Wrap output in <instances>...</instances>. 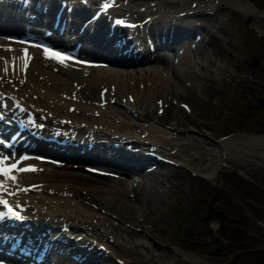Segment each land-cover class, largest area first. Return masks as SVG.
Listing matches in <instances>:
<instances>
[{"label":"bare ground","instance_id":"1","mask_svg":"<svg viewBox=\"0 0 264 264\" xmlns=\"http://www.w3.org/2000/svg\"><path fill=\"white\" fill-rule=\"evenodd\" d=\"M105 1L110 2L109 6L95 16ZM185 1L0 0V133L6 132L12 122L22 121L26 139L17 142L15 156L20 160L15 164L17 168L35 169L14 170L10 175L15 180L0 175L1 199L16 203L23 215L17 223L5 217L0 222V238L4 250L10 249L9 255L48 242L45 264H115L117 259L102 250L101 243L110 250L116 243L125 251L139 250L146 263H152L153 256L148 252L145 255L147 238L126 228L112 227L116 224L115 211L98 192L117 186L77 184L71 179L74 172L58 173L53 166H45L44 161L69 157L77 163L88 159L105 167L112 165L118 172L128 169L132 175L128 187H144L156 167L151 161L142 169L130 164L141 162L128 153L144 155L145 150L168 157L167 163L188 164L198 172L213 174L222 158L203 167L191 162L187 153L177 154L173 146L190 145L193 132L180 133L175 126L145 120L140 90L136 88L153 81L167 92L175 85L173 74L184 79L190 70L200 69L202 61L191 49L204 40L205 31L189 18L214 6L215 0H198V7L186 5ZM227 1L241 11L258 13L249 1ZM63 3L61 19H56ZM122 14L135 20L134 34L127 37H121L118 29L110 31L109 23L104 26L105 19L110 22ZM41 38L55 39L63 46V52L49 50L46 54L39 42ZM78 41L82 48L76 52ZM52 53L66 59L60 62ZM127 83L135 86L127 87ZM93 85L97 92L92 90ZM199 141L208 144L206 140ZM240 141L264 146V134L237 133L221 145L238 146L235 144L241 145L237 143ZM126 142L140 150H126L122 147ZM194 146L196 153L203 148L196 143ZM56 148L64 149V153H56ZM218 152L222 157L223 152ZM2 153L9 161L15 157L9 149ZM42 154L45 159L39 156ZM55 175L61 178H54ZM82 190L91 197H84ZM185 254L201 264H212ZM26 258L23 253L14 264H28ZM5 264H11L10 260Z\"/></svg>","mask_w":264,"mask_h":264},{"label":"rangeland","instance_id":"2","mask_svg":"<svg viewBox=\"0 0 264 264\" xmlns=\"http://www.w3.org/2000/svg\"><path fill=\"white\" fill-rule=\"evenodd\" d=\"M246 1L264 10V0ZM185 4L199 5L198 0ZM189 19L205 31L204 40L191 49L202 61L200 69L190 70L184 79L173 74L176 86L167 92L153 81L136 88L145 120L175 126L180 133L193 132L190 145L173 146L177 154L187 153L191 162L203 167L222 158L213 174H203L183 163L160 164L153 168L144 187H128L132 176L128 169L127 174L97 172L89 167L94 163L56 158L45 160L44 165L53 166L58 173L74 172L71 179L77 184L117 186L98 192L115 211L112 227L147 238L145 255L150 253L154 264H201L185 253L212 264H264V259H258L264 255V146L240 141L241 145H235L244 148H223L210 138L237 131L264 133V14L241 11L227 0H215L214 6ZM92 90L97 92V86ZM195 143L203 146L197 153ZM55 150L64 153V149ZM128 154L139 162L148 160L143 154ZM81 193L91 197L86 190ZM91 204L98 206L96 201ZM101 209L106 210L105 206ZM101 244L102 250L117 259L115 264H150L139 250L125 251L116 243L110 250ZM251 246L258 249L244 248Z\"/></svg>","mask_w":264,"mask_h":264},{"label":"snow or ice","instance_id":"3","mask_svg":"<svg viewBox=\"0 0 264 264\" xmlns=\"http://www.w3.org/2000/svg\"><path fill=\"white\" fill-rule=\"evenodd\" d=\"M118 23H119V21H118ZM44 51H45L46 54L49 52L48 49H45ZM25 55H27L26 52H25ZM52 56H53V58H56V59L60 60V62H63L66 59L65 57L60 56L58 53H52ZM0 165H3V161H0ZM14 170H17V171H31V170H35V169L17 168L16 164L11 165L10 167H2V166H0V175H3V176H5L8 179L15 180V176L10 175ZM0 203H3V204H5V206H7V201L0 200ZM9 211L11 212L12 209H9Z\"/></svg>","mask_w":264,"mask_h":264},{"label":"water","instance_id":"4","mask_svg":"<svg viewBox=\"0 0 264 264\" xmlns=\"http://www.w3.org/2000/svg\"><path fill=\"white\" fill-rule=\"evenodd\" d=\"M256 9V8H255ZM256 11L258 12H262L264 14V10H258L256 9ZM237 133H243V134H249V135H261V134H264V133H261V134H256L255 132H245V131H237V132H234V133H231V134H228L226 136H223V137H220V138H214V137H210L213 144L217 145V146H221V142H226L228 139L231 138V136H234L235 134ZM233 138V137H232Z\"/></svg>","mask_w":264,"mask_h":264},{"label":"flooded vegetation","instance_id":"5","mask_svg":"<svg viewBox=\"0 0 264 264\" xmlns=\"http://www.w3.org/2000/svg\"><path fill=\"white\" fill-rule=\"evenodd\" d=\"M245 249H250V250H253L255 251L256 249H258L256 246H251V247H244ZM264 249V248H262ZM253 253H257V252H253ZM257 259V258H256ZM258 259H264V255H259Z\"/></svg>","mask_w":264,"mask_h":264}]
</instances>
